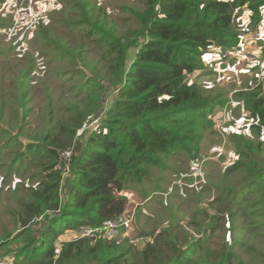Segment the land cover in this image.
Instances as JSON below:
<instances>
[{
  "label": "trees",
  "instance_id": "16d2710c",
  "mask_svg": "<svg viewBox=\"0 0 264 264\" xmlns=\"http://www.w3.org/2000/svg\"><path fill=\"white\" fill-rule=\"evenodd\" d=\"M5 1L0 0V4ZM79 3L82 14L78 23L86 25V33L98 36L105 45L98 50L99 64L89 68L93 77L87 84L85 72L79 70L82 99L60 108L65 116L56 119L51 116L55 109L51 100L50 119L43 134L29 139L23 150L10 151L25 143L20 134L9 135L0 127V137H7L0 148L9 149L0 150V156L13 153L15 163L37 179L35 186L21 185L26 197L16 202L15 236L12 248H7L6 259H11L7 263L195 264L197 248L204 252L202 264H241L232 262V240L220 248L204 250L207 234L184 248L179 245L177 232L165 230L156 242L132 251L131 260L125 259L129 251L122 250L117 239H107L102 232H97L94 240L77 237L60 241L59 247L56 242L65 230H99L104 223L121 217L128 203L121 196L126 185L146 178L149 166L164 167L175 149L189 148L197 130L212 126L209 114L227 102L221 95L204 93L187 77L204 68L202 57L210 48H239L238 17L247 10L259 21L264 0H146L144 10L128 9L140 27L124 32L92 20L99 9L94 5V14L87 11L88 2ZM57 49L66 52L68 63L81 52H68L62 46ZM132 49L135 56L130 64ZM258 67L259 81L252 76V83L233 97L252 120L250 128L264 137V70ZM109 90L118 92L114 102L81 145L79 134L103 110ZM24 98L23 91L19 98L23 109ZM236 137L238 159L225 174L228 179H238L214 199L219 204L210 223L216 228V223L227 217L230 235L240 215H264V142L255 144L243 136ZM39 220L45 223L41 231L37 228Z\"/></svg>",
  "mask_w": 264,
  "mask_h": 264
},
{
  "label": "rangeland",
  "instance_id": "374dc122",
  "mask_svg": "<svg viewBox=\"0 0 264 264\" xmlns=\"http://www.w3.org/2000/svg\"><path fill=\"white\" fill-rule=\"evenodd\" d=\"M79 1L6 0L0 4V127L6 128L9 135L20 134L21 141L25 143L22 148L10 151L23 150L29 144V139L34 140L43 134L50 119L48 108L51 100L56 109L51 114L52 118L65 116L60 108L83 97L79 93V70L85 72L84 84H87L93 77L89 68L99 64L98 50L105 45L98 36L86 33V25L78 23L82 14ZM83 1L89 3L88 12L96 13L92 12L94 5L99 9L98 15L91 16L92 20L103 22L107 28L117 32L140 27L128 9L142 11L146 2ZM251 16L250 12L242 10L237 19L242 38L239 48H210L202 57L204 68L187 77L204 93L221 95L227 102L222 108L216 106L209 114L212 126L197 130L196 138L188 144L189 148L175 149V154L165 159L164 167H147L149 174L146 178L127 184L121 192V196L128 201L122 215L125 219L120 217L114 220L129 221L128 218H132V222L127 224L126 230H121L112 238L123 246L122 250L129 251L126 260H131L132 251L137 252L148 242H156L157 236L168 230L172 234H179V245L184 248L188 242L205 234L208 239L203 245L204 250L220 248L222 243L232 240V262L264 264V215L260 218L240 215L234 221L232 235L227 217L223 216L216 223V228L210 227L211 217L217 214L219 204V201L214 203V199L238 179H228L225 174V170L238 159L236 136H243L255 144L264 142V137L257 136L250 128L252 120L241 107V102L233 97L234 93L252 83V76L255 82L259 81L258 66L262 63L261 52L264 48V11L262 9L259 21ZM58 46L68 52L77 49H81V52L68 63L65 61L66 52L58 50ZM134 56L135 50L132 49L129 52L130 64ZM23 91L26 101L24 109L19 105ZM117 93L116 90L107 91L103 110L79 134L81 145L102 122ZM5 138L0 137V140L3 139L0 146L4 145ZM0 150L6 152L9 149ZM4 152L0 156L2 264L11 262L6 259V253L15 236L16 202L26 197L21 185L35 186L37 181L24 170L23 165L15 163L13 153ZM37 224L41 231L45 223L39 220ZM85 230L89 229L65 230L56 246L59 247L60 241L82 237ZM11 234L12 237L8 239ZM195 253V264H202L205 261L204 252L196 248Z\"/></svg>",
  "mask_w": 264,
  "mask_h": 264
},
{
  "label": "built area",
  "instance_id": "2783aa9c",
  "mask_svg": "<svg viewBox=\"0 0 264 264\" xmlns=\"http://www.w3.org/2000/svg\"><path fill=\"white\" fill-rule=\"evenodd\" d=\"M263 55V59H262V63L260 64L261 67V72L264 70V52H261ZM260 72V73H261ZM70 155V153H65L63 156L65 158H68ZM123 219H125V217L121 216ZM120 218V217H119ZM129 221L127 220H113V221H108L106 223H104L103 227L101 229H97V230H85L84 234L82 237H86L89 239L94 240L95 239V234L97 232H102L104 234V237L107 239H113L112 237H115L116 235H118V233L121 230H126L127 229V224L132 222V218L131 220L128 218ZM11 260V259H10ZM8 262V261H7ZM2 264V263H0Z\"/></svg>",
  "mask_w": 264,
  "mask_h": 264
}]
</instances>
